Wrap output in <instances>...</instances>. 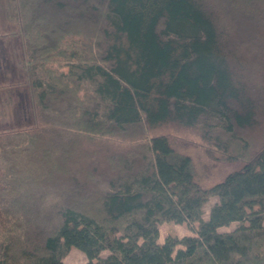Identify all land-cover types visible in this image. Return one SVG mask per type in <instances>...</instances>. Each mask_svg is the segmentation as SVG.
I'll list each match as a JSON object with an SVG mask.
<instances>
[{
  "label": "trees",
  "instance_id": "16d2710c",
  "mask_svg": "<svg viewBox=\"0 0 264 264\" xmlns=\"http://www.w3.org/2000/svg\"><path fill=\"white\" fill-rule=\"evenodd\" d=\"M0 41V264H264V0H0ZM168 123L241 165L203 185Z\"/></svg>",
  "mask_w": 264,
  "mask_h": 264
},
{
  "label": "rangeland",
  "instance_id": "374dc122",
  "mask_svg": "<svg viewBox=\"0 0 264 264\" xmlns=\"http://www.w3.org/2000/svg\"><path fill=\"white\" fill-rule=\"evenodd\" d=\"M10 36L12 39L16 38L13 35ZM3 46V42L0 41V73L4 70H7L9 67V64L3 58V55L7 53L3 49ZM12 53L17 54L16 48L14 51H12ZM7 61H9V59ZM20 76L21 74H15L13 82L18 81ZM3 80L4 78L0 79V82ZM11 86L14 88H0V127L3 126L10 128L14 125L16 126V124H14L16 118L24 116L26 112V100L24 99V102L22 95V91L24 90L23 86L20 85V87H16V84H12ZM29 113H32V111ZM32 115L33 114L30 116L31 118ZM34 118L35 117H33V119ZM28 124L31 123L28 122ZM154 131L168 134L173 139L178 148L191 155L195 169L198 172L203 185L208 186L213 184L214 182L220 180L226 172L239 167L242 163L240 160H221L220 157H217L216 155L211 156L208 154L206 146L201 139L200 132L197 127H185L175 123H168L159 126ZM261 131V126H256L250 129H245L242 133L247 132L248 135L256 138L260 135ZM150 132H152V130ZM216 199L217 198L215 196H210L203 203L202 218L205 219L208 216L209 207L214 201H216ZM237 225V222H232L228 226L220 227V230H230ZM196 226L197 222L193 223V228H196ZM158 228V242H162L165 237L170 235L181 237L183 235L195 234L194 229L190 228L185 222L176 223L174 220L160 222ZM179 247H182V245L178 244L176 246V248ZM107 253L108 250H103L100 255L105 256ZM62 262L63 264H85L87 262V258L81 250L77 249L76 247H71L63 256Z\"/></svg>",
  "mask_w": 264,
  "mask_h": 264
}]
</instances>
